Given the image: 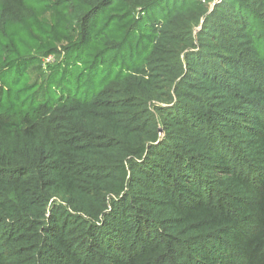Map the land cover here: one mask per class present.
I'll list each match as a JSON object with an SVG mask.
<instances>
[{
    "label": "trees",
    "instance_id": "16d2710c",
    "mask_svg": "<svg viewBox=\"0 0 264 264\" xmlns=\"http://www.w3.org/2000/svg\"><path fill=\"white\" fill-rule=\"evenodd\" d=\"M0 264H264V0H0Z\"/></svg>",
    "mask_w": 264,
    "mask_h": 264
},
{
    "label": "rangeland",
    "instance_id": "374dc122",
    "mask_svg": "<svg viewBox=\"0 0 264 264\" xmlns=\"http://www.w3.org/2000/svg\"><path fill=\"white\" fill-rule=\"evenodd\" d=\"M49 59H52L51 57H48ZM59 74H60V72H59ZM99 78H100V73H97L96 74V76L94 77V80H93V91H87V90H84V87H82V88H80V90H82V93L83 94H81L82 96H87V94H88V96H89V94H91L92 92H95V91H97V90H99L101 87H102V84H101V82L99 81ZM86 80V79H85ZM85 83V85H89L88 84V81H84Z\"/></svg>",
    "mask_w": 264,
    "mask_h": 264
}]
</instances>
